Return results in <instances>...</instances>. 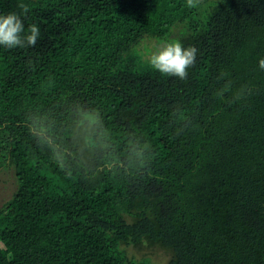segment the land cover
I'll return each instance as SVG.
<instances>
[{
  "label": "trees",
  "instance_id": "1",
  "mask_svg": "<svg viewBox=\"0 0 264 264\" xmlns=\"http://www.w3.org/2000/svg\"><path fill=\"white\" fill-rule=\"evenodd\" d=\"M13 12L40 37L0 46V264H152L144 244L264 264V0H0ZM172 40L198 49L184 80L150 64Z\"/></svg>",
  "mask_w": 264,
  "mask_h": 264
},
{
  "label": "clouds",
  "instance_id": "2",
  "mask_svg": "<svg viewBox=\"0 0 264 264\" xmlns=\"http://www.w3.org/2000/svg\"><path fill=\"white\" fill-rule=\"evenodd\" d=\"M200 0H187L188 8L198 7ZM20 7L24 13L29 11L26 5ZM40 37V29L33 24L25 29L23 19L18 13H8L0 15V46L8 49L17 47H34ZM198 49L195 46L185 48L178 40L162 43L158 49L150 56L151 66L162 75L178 77L184 80L188 76V69L193 67L197 59ZM259 68L264 70V59L259 60ZM137 161L136 165L146 167L148 160L146 150L138 143L130 153ZM123 161L112 165L122 166ZM131 166V165H129Z\"/></svg>",
  "mask_w": 264,
  "mask_h": 264
},
{
  "label": "rangeland",
  "instance_id": "3",
  "mask_svg": "<svg viewBox=\"0 0 264 264\" xmlns=\"http://www.w3.org/2000/svg\"><path fill=\"white\" fill-rule=\"evenodd\" d=\"M148 45V44H147ZM13 174L0 175V207L11 197L15 188ZM129 252L137 259L149 257L152 264H169L171 253L164 248L144 244L139 247H129Z\"/></svg>",
  "mask_w": 264,
  "mask_h": 264
}]
</instances>
